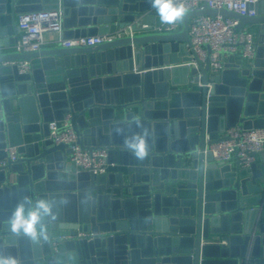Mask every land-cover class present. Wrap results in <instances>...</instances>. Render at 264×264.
<instances>
[{
	"label": "water",
	"instance_id": "1",
	"mask_svg": "<svg viewBox=\"0 0 264 264\" xmlns=\"http://www.w3.org/2000/svg\"><path fill=\"white\" fill-rule=\"evenodd\" d=\"M263 2L254 17L203 3L166 32L154 30L159 15L148 0H0V13L8 3L13 14L61 5L66 37L129 31L95 45L0 53V160L9 147L18 151L0 166V253L18 264H264L257 162L246 169L237 156L223 162L207 150L227 127L264 128ZM200 14L257 25L255 57L232 56L211 73L189 34ZM15 42L0 27V48ZM13 61L32 70L22 74ZM65 118L81 148H107L122 170L95 175L69 161L71 145L49 138V123ZM143 128L149 154L137 160L124 140ZM256 156L264 162V151ZM41 197L55 198L42 221L47 239L11 233L16 205ZM245 215L251 225L243 227ZM80 232L101 234L53 251L55 237Z\"/></svg>",
	"mask_w": 264,
	"mask_h": 264
},
{
	"label": "built area",
	"instance_id": "2",
	"mask_svg": "<svg viewBox=\"0 0 264 264\" xmlns=\"http://www.w3.org/2000/svg\"><path fill=\"white\" fill-rule=\"evenodd\" d=\"M261 0H178L183 3L187 10L195 9L203 3L212 8H227L243 16L254 17L258 13V3ZM19 33L14 43L15 50H38L46 43V34H56L57 45L65 47L79 45H95L107 39L126 34V30L110 34H91L64 37V13L62 6L51 9H42L22 12L17 22ZM238 20L224 18L221 15H194L189 22V34L192 41V49L197 58L205 64L207 58L210 60L211 73H218L225 68L227 56L242 57L252 60L256 53L255 32L249 28L238 29ZM180 27V22L174 25H164L161 22L154 26L155 31L173 32ZM208 45L210 52L205 47ZM187 51L191 49L186 46ZM17 65L20 73H29L32 70L30 61H13L7 63ZM189 65L197 62L195 59L188 62ZM197 75L201 77V73ZM224 137L208 147L215 160L231 162L235 156L238 157L240 165L249 169L256 162L257 156L264 151V128H242L239 125L227 127L222 133ZM49 138L56 144H68L71 152L68 153L69 161L74 162L84 171L92 172L95 175L106 174L109 167L115 165L108 160V149L98 148L88 150L77 144L78 136L74 131L68 118L54 120L49 123ZM8 155L0 160V166L8 161H15L18 158L17 147L7 148ZM100 232H80L77 236L59 235L52 242L53 251L59 250V245L68 239H93L99 236Z\"/></svg>",
	"mask_w": 264,
	"mask_h": 264
},
{
	"label": "clouds",
	"instance_id": "3",
	"mask_svg": "<svg viewBox=\"0 0 264 264\" xmlns=\"http://www.w3.org/2000/svg\"><path fill=\"white\" fill-rule=\"evenodd\" d=\"M152 8L159 15L160 22L164 25H174L182 21L187 9L178 0H150ZM137 127L142 128V124L137 122ZM149 131L137 132L131 136H126L124 140L125 148L137 160H143L149 154L148 146ZM41 197L35 201L25 198L19 202L9 218V229L16 236L28 237L33 241L40 238L47 239V230L42 223L45 217L53 215V200ZM0 264H18L16 257L0 253Z\"/></svg>",
	"mask_w": 264,
	"mask_h": 264
},
{
	"label": "crops",
	"instance_id": "4",
	"mask_svg": "<svg viewBox=\"0 0 264 264\" xmlns=\"http://www.w3.org/2000/svg\"><path fill=\"white\" fill-rule=\"evenodd\" d=\"M148 1H150V0H148ZM262 1H264V0H262ZM261 7H262V9L264 8V2L261 4ZM151 9L155 10L152 7H151ZM19 14L20 13H16V14H13L12 13V9H11V6H10L9 3L6 6V11L3 12V13H0V27H5L6 28V30H7V36L9 38H16V36L19 33L18 26H17ZM159 23H160V18L157 17V24H159ZM242 28H249L250 30H252L253 32H255V40H256V37H257V34H258L257 33V28H258L257 25H255V24L244 25ZM67 31H66V28H65L64 34H63L65 38L74 37L72 35H69L68 37H66V34H70V32H67ZM126 32L128 33L129 31L126 30ZM97 34H101V33H97ZM55 39H56V34H53V33L46 34L47 43H46V45L44 47L56 46L57 43L55 42ZM11 49H15L14 48V45L11 46V47H5V46L4 47H1L0 48V53L7 52V51H9ZM177 51H178V54H180L181 52L183 54H185L184 53L185 51L184 50H181V48L179 50H177ZM226 59L229 62L230 59H231V57L230 56H227ZM245 60H246V62H250L251 61L249 59H245ZM127 61H128V59H126V58L122 59V62L125 65H126ZM51 71H52V74H55V72H54L55 69H51ZM116 74H117L116 72H113L111 74V76H114ZM256 162H257L258 167L260 169L259 170V174L261 175L257 179V183L261 185V187H262L261 192L264 194V167H263L264 166V162L261 160V158L259 156L257 157ZM122 168L123 167L121 165H119V164L116 163L115 165H112V166L109 167L108 173H112V172H115L116 173V172H119V171L122 170ZM234 168H235V166L233 165L232 166V170H234ZM116 194H118V191H116ZM251 218L252 217L249 216V215L243 216L242 221H241L242 226L243 227H246V226L251 225ZM58 247H59L58 253L61 252V251H64L63 245L60 244Z\"/></svg>",
	"mask_w": 264,
	"mask_h": 264
}]
</instances>
